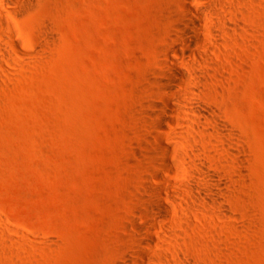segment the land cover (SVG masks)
<instances>
[{
    "label": "rangeland",
    "instance_id": "rangeland-1",
    "mask_svg": "<svg viewBox=\"0 0 264 264\" xmlns=\"http://www.w3.org/2000/svg\"><path fill=\"white\" fill-rule=\"evenodd\" d=\"M172 4L181 9L35 0L9 20L20 47L0 87V264L128 259L155 171L150 121ZM236 9L241 29L205 70L215 122L185 146L219 173L228 207L185 229L189 264H264V0Z\"/></svg>",
    "mask_w": 264,
    "mask_h": 264
},
{
    "label": "bare ground",
    "instance_id": "bare-ground-1",
    "mask_svg": "<svg viewBox=\"0 0 264 264\" xmlns=\"http://www.w3.org/2000/svg\"><path fill=\"white\" fill-rule=\"evenodd\" d=\"M33 1L0 0V87L10 80L6 67L18 63L20 44L9 20L31 9ZM176 1L181 9L169 7L171 30L160 50L162 71L157 74L150 121L158 131L148 142L154 182L146 186L143 225L136 229L134 247L121 264H189L181 253L180 237L185 229H194L192 219H221L227 212L219 173L199 157L198 145L189 151L185 146L204 122H215V109L204 97L205 70L213 67L212 56L221 55V46L241 29L236 9L240 0Z\"/></svg>",
    "mask_w": 264,
    "mask_h": 264
}]
</instances>
